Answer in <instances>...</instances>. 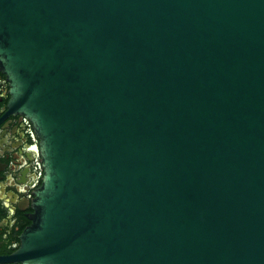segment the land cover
Instances as JSON below:
<instances>
[{"label":"water","instance_id":"95a60500","mask_svg":"<svg viewBox=\"0 0 264 264\" xmlns=\"http://www.w3.org/2000/svg\"><path fill=\"white\" fill-rule=\"evenodd\" d=\"M9 108L43 178L25 264H264V0H0Z\"/></svg>","mask_w":264,"mask_h":264},{"label":"flooded vegetation","instance_id":"af4514ba","mask_svg":"<svg viewBox=\"0 0 264 264\" xmlns=\"http://www.w3.org/2000/svg\"><path fill=\"white\" fill-rule=\"evenodd\" d=\"M10 97V83L0 70V264H25L13 255L32 223L43 165L34 128L25 116L10 111Z\"/></svg>","mask_w":264,"mask_h":264}]
</instances>
